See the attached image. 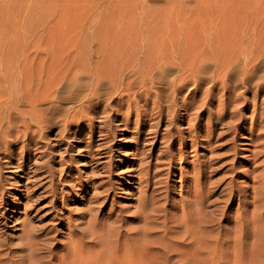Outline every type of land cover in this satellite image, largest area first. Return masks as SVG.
<instances>
[{
	"label": "bare ground",
	"instance_id": "bare-ground-1",
	"mask_svg": "<svg viewBox=\"0 0 264 264\" xmlns=\"http://www.w3.org/2000/svg\"><path fill=\"white\" fill-rule=\"evenodd\" d=\"M226 2L224 5L230 7L222 10L225 13L239 6L237 0ZM234 12H229L231 17L229 13L224 17L219 14L223 17L219 22L215 12L213 19L218 25L211 30L203 18L201 23L196 21L204 23L198 30L199 26L193 28L187 22L179 26L170 19L172 24L157 21L96 28L85 39L69 41L29 37L0 40V216L7 198V190L1 185L5 179L2 170L10 169L17 174L14 178L19 173L25 178L37 176L32 170L37 152L60 146L73 129L78 139L87 138L85 157L95 165H104L108 177L115 165L111 153L114 139L120 131L132 133L131 168L138 180L129 183L136 182L140 189L134 223L126 227L120 214L105 211L101 215L114 190L109 180L103 183L102 191L92 194V188L81 184L82 180L69 179L67 186H61L62 192L81 184L89 204L76 217H59V223L68 225L69 230L64 252L50 249L33 214L23 222L21 254H16L17 248H11L8 237L0 232V264L264 263V170L259 186H253L249 194H239L230 181L219 197L212 199L221 184L212 181L210 175L206 177L207 163L202 168L195 161L191 175L182 174L190 184L188 194L179 201L169 197L174 186L169 177L162 180L159 172L152 170L153 150L160 135L167 147H173L177 144L173 136L188 133L179 139L177 152L185 163L183 149L190 144L201 143L207 150L216 135L229 132L235 142L247 121L243 110H252V117H258L253 126L261 129L264 148V22L259 18L244 21L243 12ZM226 22L230 28L224 27ZM239 99L247 102L241 109L234 104ZM163 124L165 132H161ZM219 124L228 132H217ZM89 128L88 136H84ZM55 134L56 145H50L49 138ZM231 150L236 152L233 145ZM170 156L171 168L175 158ZM50 166L46 169L52 175L55 170ZM62 167L57 168L60 171ZM41 196L44 194L30 190L29 201L26 205L21 201L19 206L25 205L33 213Z\"/></svg>",
	"mask_w": 264,
	"mask_h": 264
},
{
	"label": "rangeland",
	"instance_id": "rangeland-1",
	"mask_svg": "<svg viewBox=\"0 0 264 264\" xmlns=\"http://www.w3.org/2000/svg\"><path fill=\"white\" fill-rule=\"evenodd\" d=\"M226 1L227 0H0V40L11 41L20 38L25 40L29 37V39H34L36 41L43 39H49L51 41H69L76 38L85 39L86 37L94 34L96 28H106L108 26L112 27V25L117 27V24L119 27H121L120 24H122V26L123 24L125 26H133L143 23L140 25H145L144 23L147 24L157 21H162L161 23L170 22L168 24H172V22H174V24L179 26L180 24L181 26H185L183 23L187 22V25L191 24L193 28H197L199 26L197 30L204 27L201 25H204L205 23L207 24L205 26H208L209 30H211V28L215 27V19L217 16V21L219 22V19L224 17V13L226 12L225 9L228 11L226 6L229 5L228 7H230V4L224 5V3H227ZM237 1L239 6L233 7L232 9L229 8V12L236 14L237 12L234 11L239 10V13L243 12V14H241V19L244 21L259 18L264 22V0ZM177 2L181 6L178 5ZM174 6L177 7L174 8ZM188 8H190L191 11ZM223 9L225 12L222 11ZM197 11L202 12L200 14L202 17L198 15L199 13ZM184 12H187V14ZM220 12H224L223 15ZM214 13L216 14L215 17ZM194 14L196 17H194ZM232 14L228 16L231 17ZM213 17L215 19H213ZM195 18L196 20H194ZM202 18L204 23L200 24ZM196 21H199L200 23ZM228 21H230V18ZM193 24H196L197 26H193ZM217 25L218 24H216V26ZM224 27L230 28V24L226 22ZM262 29H256L255 31L259 32L260 30L262 31ZM93 36L95 37V35ZM240 89L242 90V88ZM248 96L250 98L252 97V94H249ZM252 103L254 102L252 101ZM234 104H237L238 108L241 109V107L244 106V104L246 105L247 102L246 100L243 101L239 99L238 101H235ZM233 106L235 107V105ZM210 107H212V105H210ZM251 108L253 109V104H251ZM241 112H245V116L247 117L246 124L244 125L246 129L244 128L242 131L238 132L235 142L232 141L233 133L229 132L227 134L225 133L224 136L216 135L215 142L212 146L210 145L207 150H204L205 147L204 145H201V143L196 145L190 144L187 148L183 149L184 156L186 158L185 163L182 159H180L177 152L180 149L179 139L186 138L188 133L186 132L181 133L179 136H173V139L177 143L173 147H167L166 140L162 139V135L159 136L155 142L156 144L153 150L155 164L152 170L159 172L158 176L159 178L162 177V180H168L169 177V183L174 185L169 194L171 200L179 201L188 194L190 183L188 180H185L186 178H184V180L182 179V174L190 176L192 173V166L195 161L201 163L200 166H202V168H205V163H207L206 177L209 178L210 175L212 181L217 182V184L219 182V185L221 184L212 199L219 197L218 194H220V191L223 187L227 186L230 181L233 182L232 184L241 195L249 194L253 190V186H259L264 170V148L260 143V139L262 138V136H260L261 129L253 126L255 121L258 120V117H252V110H243ZM204 123L206 124V121ZM165 129L166 124L161 125V132H165ZM226 129L227 128H224L222 124H219L217 132H222L223 130L228 132V129ZM75 131L76 130L73 129L71 131V135L68 134L66 139L61 142V145L57 146L58 148L54 146L51 150L48 149V152L45 148H43V152L41 149L37 152V156L40 158L36 156L37 158L33 159L32 170H34L35 173L37 172L38 177L33 175L31 178H25L19 173V177L17 176L14 178L17 174H14L10 171V169L4 168L2 170L3 178L5 179L2 180L1 185L5 190H7V198L2 207L3 215L2 217L0 216V232H2L4 236L8 237L11 248H17L16 254H21L18 253V251L22 252L20 249V242L23 232V222L27 219V217L33 214L37 215L35 225L41 227L40 234L46 237L49 241L50 249L58 254L64 252L65 249H63V247L66 246L69 230L68 225L59 223V217L67 218V215L76 217L77 214L83 212L87 208L89 203L83 196L81 184H88V186L92 188L91 192L93 194L97 190L102 191L103 183L109 180V182L113 185L114 190L110 191L109 202L106 205L107 207H105V209L101 212V215L105 211L111 212L112 214H120V218L125 220L123 223L126 227H130L132 223H134L132 218L134 216L135 206L138 202L137 199L140 195V189L138 188L139 185L136 182L133 184L129 183V181L138 180L136 176L137 173L132 172L131 168V158L133 155L131 153L134 150L135 145L133 134H122L120 131L114 139L115 143L111 153H113L112 164L115 165L113 166L114 168L111 169L108 177L105 174L107 168H104V165H100L98 163L95 165V163H92L88 157H85L87 152L84 148H86L87 141L85 140H87V138L83 137V139L80 138L81 140L78 139L79 137L74 136ZM90 131V128L86 129L83 132V135L88 136L86 133H89ZM96 138L97 140L100 138L99 132L95 133V139ZM49 140L52 141H48L50 145H56L54 144L56 143V134L49 138ZM228 142H232L231 145L235 147L236 152L231 150V145ZM148 145L147 149L151 147V144ZM61 150L63 152H61ZM170 155H173V158H175L171 168L169 163V159L171 157ZM46 156L49 157L47 158ZM18 158L20 159V157ZM64 159H66V161L69 159V162L67 161L66 163ZM105 159L108 160V158ZM105 159L104 161H107ZM43 162L48 164L45 163V165ZM35 165L37 166L35 167ZM49 165H51L50 169L52 167L54 168L52 170H55L52 175L47 170ZM61 166L64 167L60 170L62 173L58 169L59 167L61 168ZM37 167L41 168L39 169ZM58 172H60V174H57ZM66 174L69 176L65 177ZM53 175L56 176L54 177ZM48 176L49 178L51 177V179H48ZM59 176L60 178H58ZM29 179L32 181L29 182ZM69 179H78V182L79 180H82L83 183L76 184L77 186H75V188L69 190L67 189L68 192L66 191V193H63L61 189L64 185L67 186V182L70 183ZM91 179L92 182L94 180L95 181L92 183L90 182ZM86 180L88 181L86 182ZM26 182L27 184H25ZM49 182H51V184H49ZM63 182H65V184ZM99 182L102 183L98 184ZM161 184L164 185L165 182L163 181ZM45 185L46 187H44ZM34 187L36 190L34 189L33 191ZM47 188L49 190L53 189L48 192ZM26 190L29 192L30 190L31 192H37L39 196L44 194V196H41L39 199L40 202L36 207L37 209L35 208L36 210L33 213L25 209L27 207L25 205L29 201V198L27 197L29 192ZM54 190L55 192L57 191V194L51 193L54 192ZM55 195L56 198L54 197ZM21 201L25 205L19 206V202ZM112 202H114L113 206L111 205ZM238 202L239 196L236 197L235 205L233 206L234 210H236ZM56 261L58 260H55V262Z\"/></svg>",
	"mask_w": 264,
	"mask_h": 264
}]
</instances>
